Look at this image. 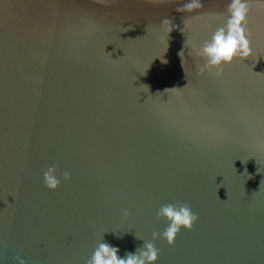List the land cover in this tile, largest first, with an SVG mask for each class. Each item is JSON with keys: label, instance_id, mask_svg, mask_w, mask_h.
<instances>
[{"label": "water", "instance_id": "water-1", "mask_svg": "<svg viewBox=\"0 0 264 264\" xmlns=\"http://www.w3.org/2000/svg\"><path fill=\"white\" fill-rule=\"evenodd\" d=\"M190 2L0 0V264H87L102 235L123 255L168 203L198 220L156 264H264V0L219 77L192 48L230 0Z\"/></svg>", "mask_w": 264, "mask_h": 264}, {"label": "clouds", "instance_id": "clouds-1", "mask_svg": "<svg viewBox=\"0 0 264 264\" xmlns=\"http://www.w3.org/2000/svg\"><path fill=\"white\" fill-rule=\"evenodd\" d=\"M199 0H191L184 8L192 10L199 8ZM248 4L246 0H230L227 7V19L225 23L212 32L199 46H193L192 51L197 57H201L204 63L197 66L198 74L214 72V75L222 76V66L231 63L234 59H246L251 56L252 50L247 38L246 15ZM168 19L162 21V25H168ZM180 55V53H179ZM63 178L70 179L69 173L64 172ZM44 186L49 190H55L60 184L55 165L48 167L43 172ZM128 216L129 212L124 211ZM156 216L164 221L161 232H153L151 240H144L142 245L132 251H125L120 255V249L105 242L103 235L93 248L87 264H156L158 249L152 241L163 239L167 244L175 242L177 234L183 230H191L198 217L187 204L168 203L159 207ZM139 239V238H137ZM20 264H24L20 260Z\"/></svg>", "mask_w": 264, "mask_h": 264}]
</instances>
